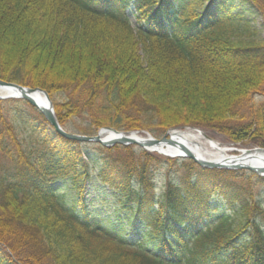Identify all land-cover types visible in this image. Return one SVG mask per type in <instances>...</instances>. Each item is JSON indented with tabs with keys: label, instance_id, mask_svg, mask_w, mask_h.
I'll use <instances>...</instances> for the list:
<instances>
[{
	"label": "trees",
	"instance_id": "obj_1",
	"mask_svg": "<svg viewBox=\"0 0 264 264\" xmlns=\"http://www.w3.org/2000/svg\"><path fill=\"white\" fill-rule=\"evenodd\" d=\"M252 9L264 0H0V79L47 91L64 129L86 119L78 134L190 126L264 146V39L229 36ZM0 153V264H264L253 171L68 140L18 99L0 100Z\"/></svg>",
	"mask_w": 264,
	"mask_h": 264
},
{
	"label": "water",
	"instance_id": "obj_2",
	"mask_svg": "<svg viewBox=\"0 0 264 264\" xmlns=\"http://www.w3.org/2000/svg\"><path fill=\"white\" fill-rule=\"evenodd\" d=\"M0 89H10L14 92H16L18 95H0V100L3 99H21V100H26L29 104H31L33 107L39 109L42 114L44 115L45 119L48 120L49 124L51 125V127L53 128V130H55V132L60 135H62L64 138L66 139H72V140H76L78 142H85V143H91V142H95V143H99L102 144L105 147H112V145L115 144H119V145H137L139 147H141L142 149H146L148 151L151 152H155V148H162L164 151H159L160 154L164 155V156H168V157H173V158H177V157H182V158H191L193 159L198 165L206 167V168H227V169H247L249 171H254L256 174L260 175V176H264V164L263 165H252V166H245V165H235V166H227L224 165L222 163H216L213 161H206L204 159H199L196 156H194V154L190 151V149L188 147H186L185 145H183L180 142H175L173 141V139L168 135V132L165 133V136L162 138H156L151 136V134L147 131H133V132H141V133H146L148 136H150L147 139L144 140H137L136 138H132V137H128L126 135H123L124 133H128V132H124V131H119L114 127H103L101 128V130L98 132L97 135H83V134H77L74 132H68L66 129H64L59 121V119H57L56 117V113H55V108L53 105V101L50 98V95L47 91L43 90L40 87H35V88H30L27 86H21L17 83H11V82H7L5 80H1L0 79ZM43 95L44 98H46V105L41 106L37 104V97ZM186 129V128H184ZM174 130V129H173ZM102 131H110V132H114L116 134H120V136L118 138L112 139V141L110 140H105L101 137V133ZM132 132V133H133ZM131 133V132H130ZM179 146L180 150L182 151V153H178L177 155H171L168 151L165 152V147L168 148V146ZM247 151L252 152V151H264V147L262 148H252V149H248Z\"/></svg>",
	"mask_w": 264,
	"mask_h": 264
},
{
	"label": "bare ground",
	"instance_id": "obj_3",
	"mask_svg": "<svg viewBox=\"0 0 264 264\" xmlns=\"http://www.w3.org/2000/svg\"><path fill=\"white\" fill-rule=\"evenodd\" d=\"M0 95H18L16 92L10 89H0ZM37 104L44 106L46 105V98L43 95H40L36 99ZM128 137H134L137 140H144L149 138L146 133L141 132H128L124 133ZM168 135L173 139L185 145L190 149V151L199 159H204L206 161H213L216 163H222L229 167L235 165H263L264 164V151H247V148H236L235 146H228L218 142L215 139H210V137L203 131L198 128H186L171 130L168 132ZM120 134H116L110 131H102L101 137L105 140H110L118 138ZM165 152L168 151L171 155H177L182 153L179 146H168L165 147ZM152 150H155L157 153L159 151H164L162 148L158 147ZM236 152V153H234Z\"/></svg>",
	"mask_w": 264,
	"mask_h": 264
},
{
	"label": "rangeland",
	"instance_id": "obj_4",
	"mask_svg": "<svg viewBox=\"0 0 264 264\" xmlns=\"http://www.w3.org/2000/svg\"><path fill=\"white\" fill-rule=\"evenodd\" d=\"M200 7V6H199ZM130 19H131V25L132 28L136 27V20L134 19L133 15L130 13L129 14ZM250 20V26L245 25L244 19L235 21L233 23V27L230 28V39L233 42H238L239 40L242 41H247L250 39L254 40H263L264 39V15L260 14L258 11L255 9H252V13H250L248 16H246ZM240 19V18H239ZM106 25L108 24L110 28L113 31H123L122 27H119L116 25V23H111L108 22L105 23ZM85 126L87 127V121L83 117H79L76 120H72L68 123V128L70 131L77 132L80 128L79 126ZM150 132V131H149ZM152 134V132H150ZM153 135V134H152ZM209 137L210 135L207 134ZM154 136V135H153ZM216 137L215 140L218 142H222V144L228 145V146H235L236 148H247V149H252V148H262L264 146L261 145L260 139L259 138H253L251 141H245V142H240V143H233V142H228L227 138L224 137L221 134H215ZM19 137L24 143V145L34 147L39 143L41 140V137L38 135V133H35L33 131H30V129L22 127L19 129ZM212 138V137H211ZM214 138V137H213ZM140 148V147H139ZM236 153V152H234ZM10 164L5 158L3 154L0 153V171H3L6 167H8ZM165 178H163V173L160 172V174L157 177V182H156V187L158 189V192H162V186L164 185Z\"/></svg>",
	"mask_w": 264,
	"mask_h": 264
}]
</instances>
